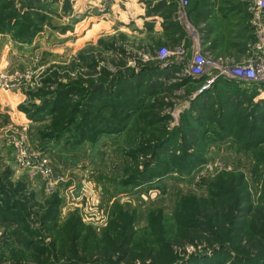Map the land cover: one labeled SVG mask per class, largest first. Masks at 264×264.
Segmentation results:
<instances>
[{"label": "trees", "instance_id": "obj_1", "mask_svg": "<svg viewBox=\"0 0 264 264\" xmlns=\"http://www.w3.org/2000/svg\"><path fill=\"white\" fill-rule=\"evenodd\" d=\"M168 3L165 13L161 12L165 2L146 13L170 19L166 30L182 39L177 3ZM42 4L43 0H0V38L11 35L16 43L30 44L46 23ZM116 41L114 35L99 39L67 63L51 64L40 74L37 87L28 94L29 107L21 109L33 122L46 121L38 131L41 139L59 141L71 134L75 145L93 144L126 128L136 109L149 108L152 133L138 139L129 157L137 167L144 165V172L136 171L142 181L132 176L125 182L138 185L203 164L200 147L208 144L210 118L237 119L238 132L251 135L264 124V100L253 103V96L235 83L218 79L212 91L190 102L169 138L164 125L154 128L162 120L153 111L164 106L158 97L164 89L150 76H163V71L141 65L136 73L141 59ZM184 80L193 85L201 82ZM223 136L231 138L233 133ZM162 138L166 139L162 142ZM173 144L179 152L174 160L154 151L161 145L169 150ZM243 144L251 149L259 143ZM10 176L8 169L0 176L1 211L19 226L20 236L17 246L10 245L0 254V264H264V207L252 206L242 173L217 174L205 197H180L170 219L161 209L149 211L140 237L134 215L124 209L116 210L100 232L75 212L61 221L57 195L39 202L23 181Z\"/></svg>", "mask_w": 264, "mask_h": 264}, {"label": "rangeland", "instance_id": "obj_2", "mask_svg": "<svg viewBox=\"0 0 264 264\" xmlns=\"http://www.w3.org/2000/svg\"><path fill=\"white\" fill-rule=\"evenodd\" d=\"M192 1L188 0L185 9L190 30L188 34L183 33L181 44L165 48L172 54L171 63L167 66H163L159 60V53L165 43L161 42L160 34L154 30L155 25L151 22L139 24L141 22L138 19L141 17L137 13L140 7L150 4L146 0H43L42 12L46 23L42 25V32L30 44L16 43L11 35L2 36L0 176H4L8 169L10 179L23 181L28 190L35 193L39 202L57 195L61 199V221L75 212L98 232L104 229L116 210H127L135 217L139 237L146 227L149 211L161 209L166 218L170 219L180 197L189 194L207 196L213 178L222 172L242 173L251 195L252 206L264 207V124L251 135L238 132L237 119L221 122L210 118L206 132L208 144H204V148L200 147L204 155L203 164L185 172H172L154 178L148 184L126 185L125 182L132 176L136 177V182L142 181L136 171H145L144 165L137 167L129 157L138 139L152 133V127L147 123L150 119L149 108L148 111L136 109L126 128L120 132L104 135L93 144L80 145H75L71 134L59 141L41 139L38 131L46 121L33 122L21 109L29 107L28 94L37 87L40 74L48 66L65 64L82 48L114 35L118 45L126 47L134 58L141 59L136 73L141 65H151L158 68V71H163V76H150L152 80L159 81L164 89L163 92H158L159 100L164 106L153 111L162 120L154 128L164 125L170 133L169 138L172 137L178 126L179 116L189 108L190 102L194 100L193 94L200 84L193 85L184 80L188 78L185 73L187 64L199 50L192 40L199 30L189 16ZM251 2L252 0L243 2L248 13L244 48L231 51L223 43L215 54H204L206 67L217 64L227 68L249 58L248 47L254 41L249 15ZM228 4L238 7L239 0H229ZM243 35L245 36L242 34V37ZM222 36L219 34L215 38L220 41ZM129 65L135 67L132 61ZM222 131H232L233 137L226 138ZM165 139L162 138L161 141ZM245 141L252 145L259 144L250 149L243 144ZM164 147L156 146L154 151H162L160 157H166L169 161L179 156L174 144L169 150ZM140 162L143 163V160L139 159ZM47 165L54 178L49 187L44 184V179L34 174L37 172L35 168ZM19 236V226L1 211L0 204V254H5L10 245L17 246Z\"/></svg>", "mask_w": 264, "mask_h": 264}, {"label": "built area", "instance_id": "obj_3", "mask_svg": "<svg viewBox=\"0 0 264 264\" xmlns=\"http://www.w3.org/2000/svg\"><path fill=\"white\" fill-rule=\"evenodd\" d=\"M168 1L177 3V15L180 20H185L187 16L185 9L188 0ZM250 11V24L253 29L254 41L248 47L249 58L247 60L227 68L217 64L206 67L204 53L198 50L192 56L185 73L191 79L201 80L193 94L194 99L212 91L215 82L222 79L235 83L240 90L252 95L253 103L264 100V0H252ZM171 56L172 54L167 52L166 49L160 51L159 60L163 66L171 63ZM35 170L37 172H34V174H37L42 180L44 179V184L49 187L54 178H52L53 173L48 165L44 168H35Z\"/></svg>", "mask_w": 264, "mask_h": 264}, {"label": "crops", "instance_id": "obj_4", "mask_svg": "<svg viewBox=\"0 0 264 264\" xmlns=\"http://www.w3.org/2000/svg\"><path fill=\"white\" fill-rule=\"evenodd\" d=\"M146 1H148V3L150 2V4H148L147 6L143 5L142 8L140 7L139 12L137 13V16L141 17L138 19L140 20L139 22H141L139 24L144 25L145 22H151L155 25L154 30L157 34H160L161 42L165 43L162 49H165L169 46L178 45L182 40L178 39V34L172 36L170 35V32L166 30L170 19L168 20L164 18L160 13H146L148 9L151 10L154 5L160 2H165V5L161 10V12L165 13V7L166 5H169V1ZM195 2L199 4H197L196 8L193 9ZM219 2H221L222 4H219ZM243 2L244 0H239V6H241V8L239 6L238 8L229 5V0H193L191 4L192 7L189 10V16L194 20V24L199 29L196 38H192L194 43H196V48L199 49L202 53L209 55L215 54V51L222 47L223 43L227 44L228 48L231 49V51L240 50V48L243 49L246 40V24L248 23V13L245 10ZM176 17V20L182 27L183 32H189L188 30H190V25L187 21V17L182 21L179 19L177 12ZM219 34L223 35L222 37H220V41L216 39L218 38L217 36ZM242 34H245V36L243 35L242 37ZM235 35L237 38L235 37ZM175 39L177 40V42L174 41ZM174 68L177 70L175 66Z\"/></svg>", "mask_w": 264, "mask_h": 264}]
</instances>
